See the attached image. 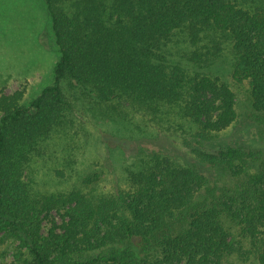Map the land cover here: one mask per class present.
Segmentation results:
<instances>
[{
	"label": "trees",
	"instance_id": "16d2710c",
	"mask_svg": "<svg viewBox=\"0 0 264 264\" xmlns=\"http://www.w3.org/2000/svg\"><path fill=\"white\" fill-rule=\"evenodd\" d=\"M46 2L61 52L54 83L27 104L18 103L19 94L0 97V230L20 241L28 264H264V155L219 141L239 116L229 84L173 62L165 52L172 36L183 33L190 46L187 63L205 68L229 48L233 78L248 82L264 130V5L249 10L243 0ZM65 84L112 105L121 119L131 110L172 116L202 163L231 170L239 186L201 204L195 193L211 178L195 164L152 151L127 169L129 187L117 194L74 189L38 195L25 171L42 142L65 122ZM54 208H66L64 230L43 235L42 215Z\"/></svg>",
	"mask_w": 264,
	"mask_h": 264
},
{
	"label": "rangeland",
	"instance_id": "374dc122",
	"mask_svg": "<svg viewBox=\"0 0 264 264\" xmlns=\"http://www.w3.org/2000/svg\"><path fill=\"white\" fill-rule=\"evenodd\" d=\"M253 10L264 0H243ZM65 9L68 5L65 4ZM169 60L189 69L208 72L227 82L234 91L238 119L220 135L221 144H234L264 155L263 125L254 116L247 81L232 75L233 57L229 48L211 66L187 63L190 49L183 33L172 36L165 47ZM61 52L53 31L46 0H0V97L19 94L18 103L27 104L54 83V68ZM69 105L65 122L35 151L25 171V180L38 195L63 194L79 189L95 195H112L129 187L128 168H137L152 151L171 156L184 165H197L212 180L196 191L201 204L214 194L228 196L240 184L231 170L210 168L183 140L186 136L172 116L154 118L131 110L121 119L112 105L99 103L93 95L65 84ZM113 115H110V113ZM0 111V117H1ZM144 151V155L139 151ZM241 176H243L241 174ZM240 176V177H241ZM66 208H54L42 215V234L63 232L68 220ZM29 256L20 241L0 230V264H28Z\"/></svg>",
	"mask_w": 264,
	"mask_h": 264
}]
</instances>
